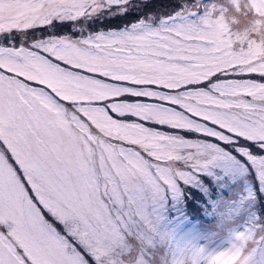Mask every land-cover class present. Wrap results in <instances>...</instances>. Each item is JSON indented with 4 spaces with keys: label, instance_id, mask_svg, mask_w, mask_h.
<instances>
[{
    "label": "snow or ice",
    "instance_id": "snow-or-ice-1",
    "mask_svg": "<svg viewBox=\"0 0 264 264\" xmlns=\"http://www.w3.org/2000/svg\"><path fill=\"white\" fill-rule=\"evenodd\" d=\"M130 5L0 0V264H264V218L215 250L159 226L161 190L226 174L228 147L264 179V0L75 23Z\"/></svg>",
    "mask_w": 264,
    "mask_h": 264
},
{
    "label": "rangeland",
    "instance_id": "rangeland-1",
    "mask_svg": "<svg viewBox=\"0 0 264 264\" xmlns=\"http://www.w3.org/2000/svg\"><path fill=\"white\" fill-rule=\"evenodd\" d=\"M156 1L161 4L153 5ZM179 3L180 0H131V5L122 14L112 9L94 19L101 21L116 17L117 20L110 23L113 26L110 29L122 28V23H128L125 16L129 11L142 14L135 21L149 13L158 19L172 13ZM240 3L243 5L244 0ZM240 13L238 19L243 27L246 22L243 7ZM124 18L125 22L122 21ZM86 23L91 24V21ZM226 151L231 156V169L226 174H189L187 178L174 182L167 192L161 190L159 226L164 236L185 247L197 240L206 249L215 250L228 239L222 225L235 227L264 218V179L247 157L245 149L228 147Z\"/></svg>",
    "mask_w": 264,
    "mask_h": 264
},
{
    "label": "trees",
    "instance_id": "trees-1",
    "mask_svg": "<svg viewBox=\"0 0 264 264\" xmlns=\"http://www.w3.org/2000/svg\"><path fill=\"white\" fill-rule=\"evenodd\" d=\"M154 4H161L159 1H156L155 3H153V5ZM163 6V5H162ZM165 6V5H164ZM145 11V10H144ZM127 12V11H126ZM141 13H138L137 15H136V13L134 14L133 12H127V14H126V20L128 21V23H126L125 25H127V24H130V23H134V21L136 20V18L138 17V16H141L140 15ZM145 14V12H143V15ZM116 18V17H115ZM115 18H111V19H107V18H103L101 21L100 20H97V19H93V20H90L91 21V24H89L88 23V25L90 26V28L91 29H110V28H112L113 26H111V24L110 23H112L113 21H115V20H117V19H115ZM125 20V18L122 20V21H124ZM138 20V19H137ZM125 22V21H124ZM65 24L66 25H68L67 24V22H65ZM125 25H123V23H122V25L121 26H125Z\"/></svg>",
    "mask_w": 264,
    "mask_h": 264
},
{
    "label": "flooded vegetation",
    "instance_id": "flooded-vegetation-1",
    "mask_svg": "<svg viewBox=\"0 0 264 264\" xmlns=\"http://www.w3.org/2000/svg\"><path fill=\"white\" fill-rule=\"evenodd\" d=\"M76 24H80L84 26V29L87 30V32H98L101 31L100 29H91V31L89 30V25H87L86 21H80V22H75ZM68 25H66L64 23V25H62L61 31L60 32H64V33H68V34H75V35H79L80 31L79 30H74L73 29V22H67ZM37 35H42V33H37Z\"/></svg>",
    "mask_w": 264,
    "mask_h": 264
}]
</instances>
